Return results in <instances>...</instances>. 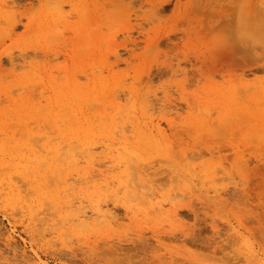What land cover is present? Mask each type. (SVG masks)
I'll list each match as a JSON object with an SVG mask.
<instances>
[{
  "label": "rangeland",
  "instance_id": "1",
  "mask_svg": "<svg viewBox=\"0 0 264 264\" xmlns=\"http://www.w3.org/2000/svg\"><path fill=\"white\" fill-rule=\"evenodd\" d=\"M0 264H264V0H0Z\"/></svg>",
  "mask_w": 264,
  "mask_h": 264
},
{
  "label": "bare ground",
  "instance_id": "2",
  "mask_svg": "<svg viewBox=\"0 0 264 264\" xmlns=\"http://www.w3.org/2000/svg\"><path fill=\"white\" fill-rule=\"evenodd\" d=\"M117 119V118H116ZM65 151V150H64ZM70 151V150H69ZM65 152H63V154H64ZM67 153V152H66ZM60 155V154H59ZM65 155H67V154H65ZM71 155H73V154H71ZM70 155V156H71ZM68 156V155H67ZM61 158H62V156H61ZM56 159V158H55ZM60 159V158H59ZM58 162H59V160H57ZM33 163V162H32ZM38 165V164H37ZM38 166H40V165H38ZM85 216V215H84Z\"/></svg>",
  "mask_w": 264,
  "mask_h": 264
}]
</instances>
